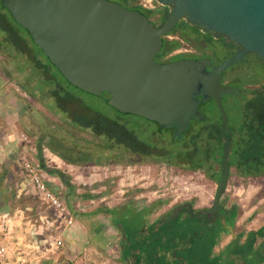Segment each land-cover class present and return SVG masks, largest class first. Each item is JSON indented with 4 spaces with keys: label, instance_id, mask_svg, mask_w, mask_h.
Returning <instances> with one entry per match:
<instances>
[{
    "label": "water",
    "instance_id": "1",
    "mask_svg": "<svg viewBox=\"0 0 264 264\" xmlns=\"http://www.w3.org/2000/svg\"><path fill=\"white\" fill-rule=\"evenodd\" d=\"M153 1L169 9L159 27L140 11L113 0H0L71 86L106 100L119 113L160 127L177 126L175 135L179 136L198 103L215 99L222 116L221 177L208 208L195 213L187 203L175 217L185 213L210 221L220 218L223 223L221 196L230 177L232 143L226 134L229 119L221 103L220 73L248 52L264 58V0ZM181 19L221 34L242 49L210 71L208 59L157 62L154 57L163 37ZM104 94L108 97L103 98Z\"/></svg>",
    "mask_w": 264,
    "mask_h": 264
},
{
    "label": "crops",
    "instance_id": "2",
    "mask_svg": "<svg viewBox=\"0 0 264 264\" xmlns=\"http://www.w3.org/2000/svg\"><path fill=\"white\" fill-rule=\"evenodd\" d=\"M5 83L0 80V212L11 216L12 209L16 208L14 214L22 210L15 207L20 198L23 197L30 203L32 198L39 196L28 184L27 175L19 162L20 157L26 154L23 152L26 147L23 141L25 131L19 125L20 117L13 92ZM256 141L263 145V141L257 140V137L253 138V143L246 145L250 147ZM256 153V162L244 161L239 154H234L232 161L234 165L242 166V172L249 167L263 172L264 152L261 153L258 148L254 154ZM40 174L50 191L60 190L63 182L59 177L44 169L40 170ZM246 176L244 173L243 176L231 175L228 178L221 196L225 213L223 223L220 218L210 221L207 217L195 218L185 213H179L175 217L176 211L185 207L189 200L194 201L192 208L195 213L211 205L215 183L206 180V183L192 184L195 192L190 195L189 200L177 201L176 198L174 202L166 204V194L162 192L158 200L141 201L133 209L126 205L120 209L104 206L110 213L100 211L101 207L88 210L86 214L81 213L79 217L82 220L78 219V224L72 225L68 230L69 246L63 251V255L66 259H71L82 252L85 254L82 260H92L93 264H264V177L254 179ZM169 188L166 191H173V188ZM133 216L139 218L140 229L135 232L132 230L131 233L125 229L127 237L123 240L124 227L116 220L119 217ZM19 223L15 222L18 228L14 232L16 235L20 233L23 238L17 236L20 239L18 243L22 246L34 243L41 245L45 239L41 240L38 236L40 231L32 224ZM73 235L76 241L73 240ZM140 236L145 237L146 241L153 239L157 244L156 255L149 258V252H139L133 238ZM115 247L117 253H114ZM107 251L112 253L109 254L110 257H105ZM48 253L47 251L44 254L50 257L49 260H54L55 256ZM36 263L37 260L30 262ZM82 264L90 263L82 261Z\"/></svg>",
    "mask_w": 264,
    "mask_h": 264
},
{
    "label": "rangeland",
    "instance_id": "3",
    "mask_svg": "<svg viewBox=\"0 0 264 264\" xmlns=\"http://www.w3.org/2000/svg\"><path fill=\"white\" fill-rule=\"evenodd\" d=\"M113 1L121 3L118 0ZM133 3L140 5L141 3H147V0H135ZM149 4L151 5V10H156L158 8L161 9V6L153 0ZM157 16L158 12H155L154 15L151 16V19L157 21ZM186 29L188 30V34L195 31L189 27H186ZM16 32L19 36H27L20 28L16 29ZM2 38L3 35H0V40H2ZM180 43L181 46H183L181 41ZM5 46L7 45H0V80H4V82H6L5 84H8L13 92L15 107L20 117L19 125L25 131V137L23 138V141L26 144V147L23 149V152H26L25 157L27 160L37 163L38 165H40L38 160V157H40L41 163H43L44 166L49 167L50 169L61 168L59 170H63L62 172L67 176V180L72 186V188H69L66 184H63L60 190L54 192L66 207L69 216L58 214L47 202L39 197L32 198L33 200H31L30 203L22 197V199L20 198L19 201L15 203V207L18 206L22 210L14 214L13 211L16 208L12 209L11 216L7 213L8 221L6 226L9 229L11 237L6 239V245L12 246V244L19 242V238H23L20 233H17L18 235H16L14 232L16 230L15 228H18V225H15L16 221H19L21 224L26 222L27 224L34 225L35 229L40 231L38 235L40 239H45L41 245H39V243L35 244V241L33 242V245H20L22 249L21 251H23L27 260H37L36 264H41V262H43L42 264H82V261L93 264L92 260H82V258H85V254L82 252L71 259H66L63 255V251L68 249L69 246L67 241L68 230H70L72 225L78 224V219L82 220V218L79 217L81 213L86 214L88 210L90 211L102 206H111V208L120 209L122 206L126 205L129 209H133L139 206L141 201L147 202L148 200H158V198L161 197L162 192L166 194L164 195L166 204L170 201L174 202V199L176 198L177 201L189 200L190 195L195 192L194 189H192V184L199 182L206 183L202 171L189 172L169 166H165L164 169L160 171L161 166L157 167L150 163H136L130 161L127 157H123L120 160L114 158L112 160L113 163L110 164L105 162H102L99 165L88 164L86 166H83V164H74L69 167V164H66L54 154L52 149L55 148L68 155L69 153L65 152L63 147L59 146V144H61L62 146L73 148L75 152L96 154L97 151L94 149V146L83 147L81 145L82 143L77 141V144L74 146L72 142L75 138H85L87 140L94 139H92L87 132H77L69 128L67 126L69 124V118L67 116L62 117L60 113L53 114L49 112L44 107V103H49L50 99L42 98V101L38 102L20 89L18 85H27L32 88L35 86L36 79H33L30 82L28 81L29 79L26 74L18 70L20 67V64H17L19 63V59L17 61L14 55L11 54V56H8L1 51V49L5 51L9 49L14 52L12 48H6ZM29 50L32 52L35 51L32 45H30ZM30 71L34 75L38 73L37 69L34 67H31ZM68 89L79 99L80 104L84 108H88L93 113H99L103 116L115 119L116 117H119L117 111L111 108L106 100L82 92L74 87H68ZM34 92L38 94L37 91L34 90ZM44 94L45 93H41L40 95L43 97ZM235 111L236 110L233 109L231 105L228 107V115L231 119V125H234L239 121V116ZM26 116H28V118H26ZM124 117L125 120L129 122L130 127L135 126L134 129L141 126L151 128L148 122L141 120L139 117ZM23 118L27 121H24ZM58 126L65 130L57 128ZM239 128V130H241L243 129V126H239ZM66 130H69L71 135L68 136ZM48 134L54 136L53 140H43V136ZM245 136L244 139L246 138ZM232 142L234 150L237 148L238 143L233 140V138ZM28 144L29 147H27ZM38 148L40 149V154ZM19 162L22 164L20 159ZM169 187L173 188V191H166V188ZM80 196H82V198H79ZM83 202H85V204H83ZM81 209L84 211H81ZM68 219H72L71 223H68ZM116 221L120 222L121 226L124 227L123 229H127L130 233L132 230L135 232L136 229H140L138 217H119ZM72 238L76 241L74 235ZM57 241H61V245H57ZM43 247L46 249L43 250ZM113 250L114 253H117L116 247ZM47 251L51 256H55L54 260H49L50 257H47V255L44 254ZM109 254L112 253H108L107 251L105 257H108Z\"/></svg>",
    "mask_w": 264,
    "mask_h": 264
},
{
    "label": "trees",
    "instance_id": "4",
    "mask_svg": "<svg viewBox=\"0 0 264 264\" xmlns=\"http://www.w3.org/2000/svg\"><path fill=\"white\" fill-rule=\"evenodd\" d=\"M122 1L126 2L127 0ZM128 8L138 10L148 18L154 15L155 12H158L161 17V22H165L168 16V8L166 7H162L160 10H151L134 4ZM19 28L23 30L27 36H19L16 32V29ZM0 35H3L2 40H0V45L4 44L7 45L5 46L6 48H12L15 54L9 49H7L6 52L14 55L17 61L19 59V63L17 64H20V67L18 70L26 74L29 82L36 79L35 86L32 88L23 85L25 93L38 102H41L42 98L50 99L49 103H44V107L49 112L53 114L61 113L64 117L67 116L69 118V125H72L79 131L85 130L87 134L94 139L83 140L85 142L84 145H82L83 147L94 146V149L97 151L96 154L86 152L84 155L86 157L84 162H91L96 165L100 164L101 161H105L110 156L121 158V155H123L122 153L131 152L134 156L145 157L154 161L165 162L169 160L184 171L200 170L207 178L214 181H218L220 178V172L217 168L224 145L221 136H206L202 132H195L185 136H177L174 134L170 141H167V136L163 135L164 131L159 127L152 126L149 122L148 124H150L149 126H151V128L141 126L134 129L135 126L130 127L129 122L125 120L124 117L131 115L117 112L119 117L115 119L103 116L99 113H93L88 108H84L80 104L79 99L68 89V87L72 88L73 86L60 75L47 57L42 54L41 50L34 45L27 31L13 20L10 13L3 7L1 2ZM30 45L34 47L35 51L32 52L29 50ZM180 45L181 43L179 40L165 41L162 51L164 53L170 52ZM31 67L36 68L38 73L35 75L32 74L30 71ZM34 90L37 91L38 94H36ZM41 93H45L43 97L40 95ZM76 139L78 138L72 140L74 146L79 142H76ZM257 140L263 141V145H259L258 141L250 147L240 143L238 147L233 150L232 154H239V157L244 161L254 155L256 157L257 153H254L258 148L261 149V153L264 152V138L259 136ZM38 152L40 154L39 148ZM52 152L65 163L72 165H80L81 161L79 157H83L81 152H75L73 148H70L69 151L65 150V152L69 153L68 155L59 152L55 148L52 149ZM39 162L40 166L43 168L44 164L41 163V158ZM44 170L59 177L63 184L72 188L67 180V176L59 169L44 168ZM100 211L110 213V210L105 207H101ZM146 240L145 237L141 236L136 239L135 237L133 238L134 243H137V248L140 249L139 252L144 254H148L149 252L150 254H148V257L151 258L157 254V244L152 241L153 239L151 241Z\"/></svg>",
    "mask_w": 264,
    "mask_h": 264
},
{
    "label": "flooded vegetation",
    "instance_id": "5",
    "mask_svg": "<svg viewBox=\"0 0 264 264\" xmlns=\"http://www.w3.org/2000/svg\"><path fill=\"white\" fill-rule=\"evenodd\" d=\"M134 1L135 0H127L125 2L121 0L120 4L124 5L125 7H131L134 5L133 3ZM135 5L137 4L135 3ZM156 10H160V9L158 8ZM168 13H169V9H168ZM149 19L152 22V24L156 27H159L162 25V23H164L161 22V17L159 14L157 16V21L151 19V16L149 17ZM186 27H189L190 29L192 28L195 31H193L191 34H188L187 33L188 30L186 29ZM170 40H179L183 43V46L185 47L180 45L178 48L170 52L164 53L162 51L164 42ZM240 49H242V47L238 43L229 40L227 37L218 33L203 31L200 27L187 23L186 21L181 19L178 22V24L172 29V31L163 37L162 47L159 53L156 54L154 59L159 63L174 62L182 59L193 60V61H197L200 59H208L211 65L207 66L206 69L207 71H210L212 66L219 65L222 61L230 57H233ZM1 51L6 53L8 56H11V54L7 53L5 50L1 49ZM220 83L222 84V86H224V93L221 95V103L229 119V123L226 129V134L231 139V143H232V148L229 155V161L231 164L230 176L235 175L239 177V176H243L244 173H246L247 175L246 177H251L254 179L264 177L263 176L264 171L257 172V168L253 169L249 167L245 169V172H242L243 170L242 166H236L232 161L234 157V154L232 156V152H233L232 138L238 143V145L240 143H242V145H246V144L250 145L251 143H253L251 141L255 137L262 136L264 138V58L258 57L256 54L252 52H248L243 57L242 60H238L237 62L227 67L220 73ZM18 86L22 91H24L23 85H18ZM106 97L107 95L104 94L103 98ZM195 97L199 100L201 99L200 95L196 94ZM230 105L233 109L236 110L235 112L239 116V121L234 125H231V119L230 116L228 115V107ZM60 115L64 117V115H62L61 113ZM141 119L145 122H149L151 125L161 128L164 131L163 135L167 136V141H170V139L175 134V131L177 129V126L174 125H169L167 127H160L155 122H151L144 118ZM221 123H222V116L219 111L218 105L216 103V100L211 98L206 100L205 102L198 103V106L195 109V111H193V113L187 118L185 123L186 126L182 129H179V132L181 136L193 134L195 132L198 133L202 132L206 136L218 137L221 136ZM67 126L77 132H86L85 130L79 131L69 124ZM239 126H243V129L239 130L240 129ZM57 128L64 129L60 126H58ZM66 132L68 136L71 135L69 130H66ZM244 136L246 137L245 139ZM53 137H54L53 135L48 134L46 136H43L44 138L43 140L46 141L53 140ZM84 139L85 138H78L76 139V141H79L82 143L81 145H84L85 143L83 141ZM59 146L63 147V150L69 151L70 149L68 146H62L61 144H59ZM81 154L83 157L80 156L79 160L81 161V164H83V166L92 164L91 162L89 163L84 162L86 159V157L84 156L85 153H81ZM122 154L123 155H121L122 156L121 158L127 157L128 159H130V161H134L136 163H141V164L150 163L157 167L169 166V167L180 168L179 166L173 164L169 160L165 162L154 161V160H150L149 158L137 157L136 155L134 156L131 152L128 153L124 152ZM121 158H115V159L120 160ZM113 159L114 157L110 156L105 161H101L100 164L102 162L109 164L113 163L112 162ZM38 160L40 161V157H38ZM247 160L256 162L257 158L251 157L248 158ZM44 168L47 167L43 165L42 168L40 166L41 170ZM217 170H219L220 172L219 165ZM195 171H200V170H195ZM189 172H194V171H189ZM204 177L207 181H211L215 183V187H216V183L218 181L211 180L207 178L205 175ZM220 177H221V172H220ZM189 201L190 202L188 204L192 205L193 207L194 201L193 200H189ZM200 211L201 210H199V212Z\"/></svg>",
    "mask_w": 264,
    "mask_h": 264
},
{
    "label": "built area",
    "instance_id": "6",
    "mask_svg": "<svg viewBox=\"0 0 264 264\" xmlns=\"http://www.w3.org/2000/svg\"><path fill=\"white\" fill-rule=\"evenodd\" d=\"M148 2L150 3L152 0H147V3H141L140 6L145 9H150L151 5ZM20 160L22 161L24 172L27 175L28 184L31 185L35 193L42 200L47 202L55 212L63 216H67L69 213L60 198L46 187L40 174L41 169L39 165L27 160L24 155L20 157ZM163 169L164 166H161L160 171ZM7 221V214L0 213V264H30V262L34 260H27L23 251H21L22 249L18 242L12 244V246L5 244L6 239L11 237L9 229L6 226ZM68 223H71L70 219H68ZM56 244L61 245V241H57Z\"/></svg>",
    "mask_w": 264,
    "mask_h": 264
}]
</instances>
